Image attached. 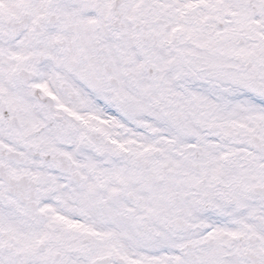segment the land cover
Returning a JSON list of instances; mask_svg holds the SVG:
<instances>
[{
	"label": "snow or ice",
	"instance_id": "snow-or-ice-1",
	"mask_svg": "<svg viewBox=\"0 0 264 264\" xmlns=\"http://www.w3.org/2000/svg\"><path fill=\"white\" fill-rule=\"evenodd\" d=\"M0 264H264V0H0Z\"/></svg>",
	"mask_w": 264,
	"mask_h": 264
}]
</instances>
